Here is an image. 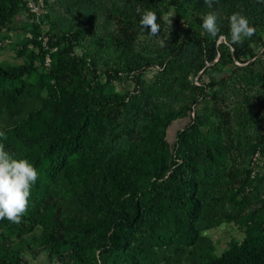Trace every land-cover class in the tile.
Returning <instances> with one entry per match:
<instances>
[{
	"label": "rangeland",
	"instance_id": "1",
	"mask_svg": "<svg viewBox=\"0 0 264 264\" xmlns=\"http://www.w3.org/2000/svg\"><path fill=\"white\" fill-rule=\"evenodd\" d=\"M21 3L23 10L0 32V67L15 70L31 61L33 67L16 80L0 74V131L6 136L0 140L15 157L35 165L40 185L32 187L19 224L0 219V264H15L11 252L26 264H76L66 253L85 242H102L97 264H108L114 253L99 227L103 218L109 211L131 212L137 198L142 204L136 188L153 187L152 172L104 180L105 159L82 158L79 149L45 175L50 157L44 149L52 131L63 127V115L87 102L101 103L100 114L114 104L131 117L116 141L122 159L163 138L173 159L186 158V166L176 168L188 172L192 203L172 205L175 215L142 204L132 227L142 264H264V3L219 0L213 9L204 0ZM149 9L158 16L157 35L140 25ZM212 10L220 13L217 38L202 35V17ZM234 12L246 15L256 33L232 46ZM189 35L202 46L181 50ZM210 78L218 82L213 89ZM94 118L79 143L88 150L99 136ZM178 188L186 189L184 183ZM63 241L61 261L50 252Z\"/></svg>",
	"mask_w": 264,
	"mask_h": 264
},
{
	"label": "trees",
	"instance_id": "2",
	"mask_svg": "<svg viewBox=\"0 0 264 264\" xmlns=\"http://www.w3.org/2000/svg\"><path fill=\"white\" fill-rule=\"evenodd\" d=\"M21 2L22 0H11L9 6L0 4V32L4 28H8L14 22L16 16L23 10L24 4ZM231 45L233 46L234 44ZM199 46H202V42H196L195 38L189 35L185 43L180 46V49L186 50L188 47ZM228 55L230 56L231 54ZM32 67V61L21 65L15 70H4L0 67V74L10 80H16L27 75ZM239 69L240 66L236 65L234 73ZM209 83L210 89L218 85L215 78H210ZM100 106H102L101 103L93 105L92 102H87L71 114L63 115V121L61 120L63 127H55L44 149V153L50 157L48 166L45 169V175L51 176L53 172L62 168L66 157L76 149H79L78 153L82 158L105 159L104 169L106 173L102 178L109 182H120L126 177V174L131 175L132 172H152L150 177H155L154 181L151 182L153 187L151 189H141L138 187L135 190L137 197L139 196L142 199V204L145 207L153 205L164 215L168 213L175 215L172 212L173 207L186 208L188 203H192L188 197L189 191L187 188L189 185L185 180L188 172L180 173L177 172L176 168V166L180 165L184 168L186 166V158H182L185 163L179 162L180 158L176 157V159H173L170 144L163 138L160 144H157L155 147L152 148L151 146L139 151H130L127 154V158L122 159L119 152H117L116 141L128 131L127 127L131 124V117L127 113L126 115H122L120 112H117L114 104H112L111 111L104 109V113L100 114ZM92 114L95 115L94 119L97 121L95 128L99 132V136L94 146L88 150L80 146L79 143L87 135V130H89L87 123ZM176 117H182V115L179 114ZM167 125L168 123L165 124V127ZM182 133L179 135H182ZM0 143L4 144L1 140ZM182 146L181 144L180 148ZM170 159L173 160L168 165ZM172 165H175V167L172 168ZM183 183L186 189L180 192L178 185ZM36 184L40 185L39 179L36 181ZM138 199L135 201L131 212L125 210L109 211L99 225L106 241L113 244V251L110 253L114 254L108 257V264H142L140 257L143 250L139 249L138 245L135 244L137 237L135 231L132 230L133 225L139 221L142 215V204L139 203ZM172 205L174 206L172 207ZM185 214L188 215L186 210ZM64 243L63 241L52 244L50 255H57L58 260L64 261L65 258L59 254V249ZM103 246L102 242L94 247H91L90 243L85 242L84 245H80L81 250L72 247V251L66 254L68 255L69 262L71 260L76 264H97L98 258L95 252L97 249L103 252ZM9 257L15 264H26V260L18 252H11ZM87 257H89V261L84 260ZM246 263L249 264V261H246Z\"/></svg>",
	"mask_w": 264,
	"mask_h": 264
},
{
	"label": "clouds",
	"instance_id": "3",
	"mask_svg": "<svg viewBox=\"0 0 264 264\" xmlns=\"http://www.w3.org/2000/svg\"><path fill=\"white\" fill-rule=\"evenodd\" d=\"M204 2L209 9H213L214 3L218 4L219 0ZM258 2L264 3V0ZM137 12L141 13V9L137 8ZM140 25L150 30L152 35H157L160 31L157 13L151 9L142 12ZM229 26L231 44H242L256 33V27L241 12L231 14ZM220 28L219 11H208L202 17V35L217 38ZM0 137L6 138L5 133L0 131ZM38 178L39 170L29 159L15 157L0 143V219H7L15 224L21 222L31 204L32 187Z\"/></svg>",
	"mask_w": 264,
	"mask_h": 264
},
{
	"label": "built area",
	"instance_id": "4",
	"mask_svg": "<svg viewBox=\"0 0 264 264\" xmlns=\"http://www.w3.org/2000/svg\"><path fill=\"white\" fill-rule=\"evenodd\" d=\"M29 5H30L32 11H36V12H38L39 7H38V6H35V5L33 4V2H30Z\"/></svg>",
	"mask_w": 264,
	"mask_h": 264
}]
</instances>
